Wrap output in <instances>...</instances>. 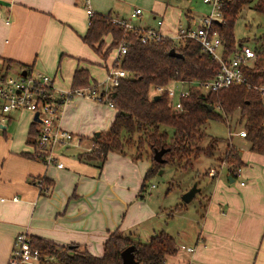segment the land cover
<instances>
[{
    "label": "crops",
    "instance_id": "crops-1",
    "mask_svg": "<svg viewBox=\"0 0 264 264\" xmlns=\"http://www.w3.org/2000/svg\"><path fill=\"white\" fill-rule=\"evenodd\" d=\"M90 5L96 14L130 21H142L145 11L155 23L146 27L155 28L160 19V31L168 38L182 26L181 7L172 0H90ZM135 9L141 10L138 18L131 17ZM184 17L187 27L199 24L191 25L189 11ZM87 26L82 0H0V59L35 70L43 65L58 91L71 90L77 69L88 72L90 84H99L92 79L93 70L104 69L98 65L102 61L81 41ZM107 37L104 41L109 44ZM87 110L92 111L91 118ZM115 113L106 104L74 97L63 106L60 125L88 139L106 131ZM33 117L27 111H14L1 125L0 199L5 201H0V264H7L19 233L58 247L78 245L96 257L116 230L136 240L134 229L156 213L137 198L148 165L110 152L98 169L76 159L81 149L67 148L59 157L63 169L45 166L24 155L32 151L25 140ZM14 123L13 134L7 135ZM243 145L247 150L240 155V176L233 178L228 171L234 181L227 185L218 180L219 174L210 177L217 184L206 198L200 229L190 246L193 253L185 252L186 264H264V154L251 152L247 142ZM40 185L47 191H41Z\"/></svg>",
    "mask_w": 264,
    "mask_h": 264
},
{
    "label": "trees",
    "instance_id": "trees-1",
    "mask_svg": "<svg viewBox=\"0 0 264 264\" xmlns=\"http://www.w3.org/2000/svg\"><path fill=\"white\" fill-rule=\"evenodd\" d=\"M251 4L256 13L264 15V0H231L222 7L223 19L214 23V29L221 41L224 58L229 57L239 45H244L243 41H235L234 24L242 8ZM109 17L94 13L88 18L81 41L100 58L102 63L98 65L108 70V62L119 42L125 40L128 50L120 60V68L127 75L108 97L116 112L110 127L98 136L94 134L86 139L91 141L92 146L76 154L77 160L100 169L110 152L123 157H128L130 153L134 161L146 155L151 158V166L142 181L140 191H143L148 179L165 164L186 170L201 155L212 156L218 140L209 138L206 146L201 147L206 138L203 127L211 120L224 121V118H234L236 124L246 131L245 140L251 152L264 154V100L259 93L245 85H232L207 94L191 89L181 101L182 111L171 110L165 96L154 99L149 95L151 88L167 86L173 80L212 79L219 72V65L191 40L177 43L166 38L158 43L143 45L133 35L123 33L122 29L112 24ZM106 37L109 44L104 41ZM254 41L260 47L254 50L255 59L244 67L250 85L264 83V34ZM171 49L182 58L169 56ZM12 66V61L0 59V69L5 67L9 70ZM20 67L23 70L31 68L26 65ZM89 78L86 70H75L71 90L89 86ZM209 107H213V110L209 111ZM37 127L36 122L30 123L25 140L32 150L36 146ZM83 139L80 138V142ZM161 149L165 150L162 164L152 158L154 150ZM230 154L234 167L228 171L232 173L240 169L243 163L237 149ZM24 155L42 163L32 156V151ZM30 239L32 247L37 248L41 256L52 258L47 264H122L120 253L128 246L135 247L134 258L139 264H164L166 257L178 251L174 238L164 232L153 236L148 244H143L116 230L103 244L100 257L91 255L78 245L58 247L41 238Z\"/></svg>",
    "mask_w": 264,
    "mask_h": 264
},
{
    "label": "built area",
    "instance_id": "built-area-1",
    "mask_svg": "<svg viewBox=\"0 0 264 264\" xmlns=\"http://www.w3.org/2000/svg\"><path fill=\"white\" fill-rule=\"evenodd\" d=\"M231 0H203L211 7L209 15L204 16L195 27L179 26L172 38L166 37L161 31L162 20H157L156 28H140L133 25L129 20L109 17V21L122 29L123 33L131 34L143 45L158 43L163 39L174 42L191 40L197 43L201 50L211 57L218 65L219 72L208 80H173L167 86H154L153 96H165L167 105L173 111H182V99L188 96L189 90H198L201 94L226 89L232 85H245L259 93L264 100V83L250 85L244 67L256 57V52L245 45H239L233 53L224 58L222 55L221 41L218 37L215 22H221L223 15L222 7ZM86 16L90 18L94 12L90 0H82ZM141 16V10L135 9L131 13L132 18ZM128 43L120 41L115 52L112 65L107 70L105 81L93 86L69 90L57 91L53 86L52 79L39 71L29 68L24 69L25 76L21 75V69L15 76L10 69H0V132L1 125L7 116L14 111H27L32 115L37 114L38 124L36 146L32 150V156L40 159L45 166H55L63 169L59 157L64 149L73 146L75 137L72 133L65 131L60 125V114L63 106L74 97H83L97 103L106 104L112 108V102L108 100L109 94L117 88L120 82L126 78V72L120 68L121 58L127 54ZM173 85H176L175 87ZM232 136L245 140L246 131L240 129ZM76 146L80 145V137L76 138ZM233 178L240 176V169L230 173ZM209 177H214V170L210 169ZM240 182V185H243ZM41 191L47 188L40 185ZM16 201L17 198H13ZM1 202L5 199H0ZM180 249L188 254L193 253V248L180 246ZM52 261L51 257L41 256L37 248L32 247L30 236L19 233L14 239L13 251L7 264H47Z\"/></svg>",
    "mask_w": 264,
    "mask_h": 264
},
{
    "label": "rangeland",
    "instance_id": "rangeland-1",
    "mask_svg": "<svg viewBox=\"0 0 264 264\" xmlns=\"http://www.w3.org/2000/svg\"><path fill=\"white\" fill-rule=\"evenodd\" d=\"M172 2L181 7L180 10H182V13L179 22L185 27L189 25L187 19L184 17L186 12L189 11L193 16L192 26L200 23L201 19L204 16L209 15L211 12V7L208 4H205L203 0H172ZM143 17L142 21L129 20V22H133V25H137L139 23L140 27L155 25L152 20L150 21L151 16L149 13L144 11ZM263 34L264 15L256 13L252 9V4L244 6L239 12L237 20L234 24L235 41H243L245 46H248L252 50H257L260 47V44L256 43L254 39ZM35 68H37L40 73L52 78L43 65L39 67L35 66ZM103 68L105 69V67ZM104 69L96 67L93 70L92 79L99 84L105 81L107 72ZM20 70L21 67L18 63L13 64L10 68L13 76H15V74H17ZM89 86H93V83ZM173 86L175 87L176 85ZM53 87L56 90L58 89L55 86ZM62 92H65V90H62ZM149 95L153 96V88L150 89ZM102 107L104 108V106ZM100 109L102 108L100 107ZM86 112L90 118L93 116L91 110H87ZM111 118L112 116H110V119ZM236 123L237 122H235L234 118H224V121L211 120L206 123L203 127L206 138L201 147L204 148L206 146L209 142V138L217 139L218 144H216V150L213 155H201L193 162L192 167L186 170L177 169V167L173 164H165L160 170H158L157 173L148 179L146 188L143 189V191L138 192V200L144 201L156 213L152 219L146 221V224L143 227L134 229V235L138 236L135 241L148 244L153 236L161 232L171 235L175 240L178 253L175 257H167V264H186L188 261V254L182 251L180 246L190 247L193 245V236L200 229V217L203 215L206 198L214 190L215 185L217 184L215 179H211L208 176L210 169L214 170V177L219 174L217 177L218 180L227 185L228 170L234 167V164H231L230 162V153L237 149L239 155H241L242 150H247L246 146L243 145L246 140H241L232 136L234 132L241 129L240 124ZM14 126L15 123L9 126L7 135L13 134ZM108 126L110 127V125ZM74 137V145L70 147V150L78 151L81 149V151H86L84 146H86L87 149L91 148V141L86 140V138L81 141V148H79L75 145L77 143L76 138L78 136ZM125 158L130 159L133 163L141 162L142 164H147L148 168L151 166V158H147L146 155L138 161H134V158L130 153L129 156ZM194 184H196L198 191L195 193L190 202L184 203L182 196L189 191ZM120 234L123 235L124 233L120 232Z\"/></svg>",
    "mask_w": 264,
    "mask_h": 264
},
{
    "label": "water",
    "instance_id": "water-1",
    "mask_svg": "<svg viewBox=\"0 0 264 264\" xmlns=\"http://www.w3.org/2000/svg\"><path fill=\"white\" fill-rule=\"evenodd\" d=\"M168 54L171 57H175L178 59L182 58V56L179 53H177L174 49H171ZM25 74L26 72L25 70H23L21 72V75L25 76ZM154 99H158V96H155ZM212 110H213V107H209V111H212ZM33 121L35 122L38 121L37 114L34 115ZM98 134L99 133H96V136H98ZM164 152H165L164 149L154 150L153 157H152L153 160L156 163L162 164L164 162V160L162 159V155L164 154ZM228 180H229V183H232L234 181V179H232L231 177H228ZM197 191L198 189L196 187V184H194L192 188L182 196L183 202L184 203L190 202ZM134 250H135L134 246H128L124 250L121 251L120 256H121L122 264H139L134 258Z\"/></svg>",
    "mask_w": 264,
    "mask_h": 264
}]
</instances>
